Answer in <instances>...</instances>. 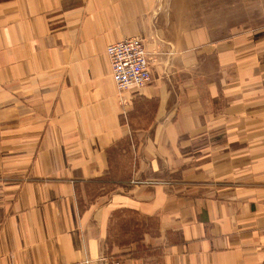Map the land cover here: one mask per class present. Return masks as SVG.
Here are the masks:
<instances>
[{
  "label": "crops",
  "instance_id": "1",
  "mask_svg": "<svg viewBox=\"0 0 264 264\" xmlns=\"http://www.w3.org/2000/svg\"><path fill=\"white\" fill-rule=\"evenodd\" d=\"M240 2L0 0V264H264V0ZM131 37L151 81L120 93Z\"/></svg>",
  "mask_w": 264,
  "mask_h": 264
},
{
  "label": "built area",
  "instance_id": "2",
  "mask_svg": "<svg viewBox=\"0 0 264 264\" xmlns=\"http://www.w3.org/2000/svg\"><path fill=\"white\" fill-rule=\"evenodd\" d=\"M111 78L120 93L139 92L151 81L145 42L131 37L105 48Z\"/></svg>",
  "mask_w": 264,
  "mask_h": 264
},
{
  "label": "rangeland",
  "instance_id": "3",
  "mask_svg": "<svg viewBox=\"0 0 264 264\" xmlns=\"http://www.w3.org/2000/svg\"><path fill=\"white\" fill-rule=\"evenodd\" d=\"M157 1L158 2H160V1L162 2V1H168V0H157ZM169 1L172 2L171 7L172 6L176 7L178 0H169ZM185 2H186V5H187V8L185 9L186 16H188V14L191 15L192 14V11H193V8H192V2H193V0H185ZM165 6H166V8L165 9H162V10H164L163 12H171V14L169 16L175 17V15H176L175 14V8L174 9H169L168 6H167V4ZM233 7H234V19L240 17L242 15V12L245 11V10H242L241 9V2H240V0H234V6ZM249 12H250V10H249ZM248 14H250V13H248ZM248 14H247V16H248ZM249 16L250 17H254L252 14H250ZM174 20L175 19L172 18L171 20L168 21L169 27H170L169 29L176 28V25L174 24V22L172 23V21H174ZM250 20H252V19H250ZM191 26L192 25H190V27ZM216 27L218 28L219 26H216ZM248 27H251V26L233 25L234 30L236 28L237 31L246 30ZM145 44H146V42H145Z\"/></svg>",
  "mask_w": 264,
  "mask_h": 264
}]
</instances>
